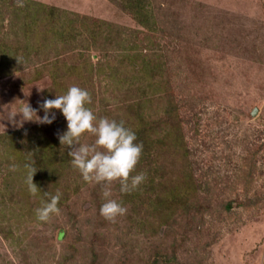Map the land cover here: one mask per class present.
Masks as SVG:
<instances>
[{
  "label": "rangeland",
  "instance_id": "rangeland-1",
  "mask_svg": "<svg viewBox=\"0 0 264 264\" xmlns=\"http://www.w3.org/2000/svg\"><path fill=\"white\" fill-rule=\"evenodd\" d=\"M74 85L143 144L130 177L145 181L111 185L115 222L58 109L18 126L23 104L43 117ZM57 191L60 213L38 221ZM156 262L264 264V0H0V264Z\"/></svg>",
  "mask_w": 264,
  "mask_h": 264
},
{
  "label": "clouds",
  "instance_id": "clouds-1",
  "mask_svg": "<svg viewBox=\"0 0 264 264\" xmlns=\"http://www.w3.org/2000/svg\"><path fill=\"white\" fill-rule=\"evenodd\" d=\"M20 6L23 7V0H20ZM91 102V94L74 85L65 94L43 101V117L37 115L38 109L28 103L23 104L18 112L21 116L18 126L22 127L27 121L51 124L56 118L52 110L58 109L67 121V130L59 136V140L61 145L71 148L68 153L71 165L80 172L85 182L103 186L105 202L101 205L100 214L106 220L115 222L117 217L127 212V208L110 198L111 185L119 181L120 192L130 193L145 181V173L130 177L142 155L143 144L136 142V133L126 127L123 121L117 122L107 117L97 119L92 109L87 107ZM16 115H12L10 120ZM86 132L95 136L94 143H80L81 136ZM27 167L28 190L33 197H37L41 191L33 182L37 171L31 166ZM46 194L50 199L42 201V206L36 209V219L40 222H47L53 214L60 213L58 205L62 194L59 191L55 195Z\"/></svg>",
  "mask_w": 264,
  "mask_h": 264
},
{
  "label": "trees",
  "instance_id": "trees-1",
  "mask_svg": "<svg viewBox=\"0 0 264 264\" xmlns=\"http://www.w3.org/2000/svg\"><path fill=\"white\" fill-rule=\"evenodd\" d=\"M207 208V207H206ZM206 208H204V209H206ZM224 210H226V211H228V210H230V208H231V203H228V204H226V205H224L223 207H222ZM207 209H209V208H207ZM195 209H192V211H194ZM197 210H200L199 208H197ZM216 210V209H215ZM201 211V210H200ZM92 250V254L94 253V249H91ZM63 260H65V259H62V263L64 262ZM61 263V264H62ZM153 264H155V263H153ZM156 264H157V262H156Z\"/></svg>",
  "mask_w": 264,
  "mask_h": 264
},
{
  "label": "water",
  "instance_id": "water-1",
  "mask_svg": "<svg viewBox=\"0 0 264 264\" xmlns=\"http://www.w3.org/2000/svg\"><path fill=\"white\" fill-rule=\"evenodd\" d=\"M256 109L253 111V114H255Z\"/></svg>",
  "mask_w": 264,
  "mask_h": 264
}]
</instances>
